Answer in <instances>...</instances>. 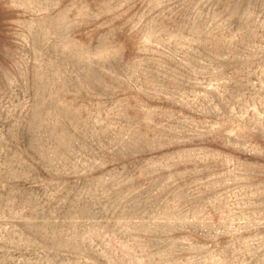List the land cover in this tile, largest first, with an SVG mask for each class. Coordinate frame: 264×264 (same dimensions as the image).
Instances as JSON below:
<instances>
[{
    "label": "rangeland",
    "instance_id": "rangeland-1",
    "mask_svg": "<svg viewBox=\"0 0 264 264\" xmlns=\"http://www.w3.org/2000/svg\"><path fill=\"white\" fill-rule=\"evenodd\" d=\"M0 264H264V0H0Z\"/></svg>",
    "mask_w": 264,
    "mask_h": 264
}]
</instances>
